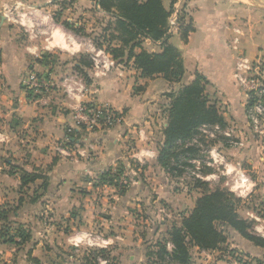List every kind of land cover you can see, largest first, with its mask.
I'll list each match as a JSON object with an SVG mask.
<instances>
[{"label":"crops","instance_id":"1","mask_svg":"<svg viewBox=\"0 0 264 264\" xmlns=\"http://www.w3.org/2000/svg\"><path fill=\"white\" fill-rule=\"evenodd\" d=\"M183 1L191 31L186 41L177 31L168 42L181 51L185 72L179 82H168L158 74L142 77L133 58L115 60L107 71L92 66L90 55L100 49L93 39L111 31H103L111 14L96 0H0V209L8 211L11 227L30 233L20 245L0 239V264H56V250L60 253L67 243L91 246L97 230L133 233V211L140 212L145 203L152 216L142 222L147 229L151 223L153 230L149 227L144 240L127 244L146 249L179 222L175 216L163 222L160 213L184 210L186 196H191L183 185L178 188L181 176H171L157 157L169 93L191 82L195 73L203 77L208 99L240 139L239 147L223 139L211 146L256 173L248 196H264V145L250 135L249 99L235 79L240 58L264 64V0ZM163 5L168 8L170 0ZM65 22L82 32L67 28ZM141 49L158 53L161 44L144 38L134 52ZM46 57L53 62L46 63ZM33 74L50 80L53 88L29 92L26 82ZM91 102L120 117L109 127L81 128L78 107ZM70 133L76 138H69ZM67 138L74 141L67 146L69 153H56V145ZM79 149L88 155H79ZM117 169L122 170L119 183L126 181L124 192L101 180L102 173ZM205 169L204 174L214 173ZM23 172L38 178L23 186ZM224 182L223 176L212 184L205 181L220 187ZM3 224L0 219V229ZM226 234L229 247L252 260L264 258L263 248L233 229ZM111 239L109 234L102 240L108 245Z\"/></svg>","mask_w":264,"mask_h":264},{"label":"trees","instance_id":"2","mask_svg":"<svg viewBox=\"0 0 264 264\" xmlns=\"http://www.w3.org/2000/svg\"><path fill=\"white\" fill-rule=\"evenodd\" d=\"M176 1L170 0V6L166 8L163 0H96L102 10L111 14L110 23L103 29L104 32L111 31L108 35H102L103 37H95L93 43L119 63H122L124 58H133V63L142 77L158 74L168 82H179L185 72L183 58L181 51L168 42L171 34L167 32L168 18ZM185 17L183 5L178 19V32L184 41L191 31L190 23ZM64 24L75 32H82L80 27L75 28L67 22ZM144 38L159 41L161 51L150 53L141 49L135 53L134 48L139 47ZM44 61L53 62L48 57ZM87 62V59L83 60L84 64ZM28 91L32 92L31 89ZM29 95L31 96V93ZM169 97L163 142L158 149L157 161L171 176H181L184 167L191 166L186 159L195 158L193 153L196 150L193 147L195 145L184 147L177 144V140L190 139L198 133V128L202 124H218L221 127H225L226 124L219 107L208 99L205 93V80L198 73H195V78L191 82L169 93ZM252 102L250 98L247 106ZM108 113L113 116L106 125H103L107 127L114 124L115 118L120 117V114L114 111H103L99 114L101 122ZM80 125L84 129L85 125ZM70 137L76 138L75 133H70ZM69 138L65 142L67 146L74 144ZM121 172V169H117L114 173H102L101 180L115 185L120 192H124L126 185L119 183ZM37 176L35 173L23 172L22 185L33 182ZM195 188L201 189V194L195 199L192 209L179 216V222L173 223L167 229L166 235L154 242L155 251L147 250L146 256L154 255L160 262L157 264H190L191 248L216 251L220 250L221 246H224L227 253L233 255L236 249L226 245V233L229 228L255 246L264 249V237L254 230L255 220L243 218L238 214L241 202L239 197L227 189H211L200 179L195 180ZM7 213L5 208L0 209V219L4 221L0 229V239L16 245L23 244L29 239L30 233L21 226L11 227L10 222H7ZM218 225L224 226L225 229H218ZM167 243L171 244V249L167 248Z\"/></svg>","mask_w":264,"mask_h":264},{"label":"built area","instance_id":"3","mask_svg":"<svg viewBox=\"0 0 264 264\" xmlns=\"http://www.w3.org/2000/svg\"><path fill=\"white\" fill-rule=\"evenodd\" d=\"M183 5L184 1H179L173 6V10L168 18L167 32L170 34L178 31V19ZM6 11L7 13H11V9H6ZM90 61L92 66L102 71H107L115 65V60L102 48L95 50V52L90 55ZM235 79L239 86L246 92L248 99L251 98L253 101L246 109V117L249 126L254 129V132L259 133L260 136H264V64L258 60L247 61L245 58H240L237 63ZM26 84H28L30 89L37 93L45 92L53 88V83H51L50 80L35 74L28 77ZM103 111L108 112L107 109H103L92 102L80 104L78 107V113L81 116V124H84L85 127L90 129L93 127L98 129L101 128L103 125H106L110 121V117L113 116V114L108 113L101 122L99 114ZM234 132V129L228 126L221 127L218 124H202L198 128V133L196 135L190 139H179L177 140V144L183 145L184 147L197 145L199 146L198 148L200 151L201 143L198 139L199 135L213 139H216L220 135L225 138L228 144H236L234 139H232ZM55 151L58 154H68L69 148L65 143L58 144L55 147ZM86 152L85 149L78 150V154L81 156L88 155ZM202 153H207L206 160L197 157L186 159L191 166L184 167L185 172L189 169L194 178L206 182H216L220 176H223L225 178V185L228 186L230 192H235L240 197H246L249 195L252 187V180L249 178L240 162H228L225 154L215 146L211 145L203 149ZM203 161H205L204 163L209 167H215L216 165L220 166V168H217L218 172L214 171L212 174H204V172H200L199 168L196 167V164L201 165L203 164ZM122 183L125 184L126 181L122 180ZM254 230L259 231L255 226ZM101 243L102 244H99L101 246L107 244L104 240H101ZM171 247V244L167 243V248L171 249ZM244 262L245 259L241 258V255H239L234 261L235 264H243Z\"/></svg>","mask_w":264,"mask_h":264},{"label":"rangeland","instance_id":"4","mask_svg":"<svg viewBox=\"0 0 264 264\" xmlns=\"http://www.w3.org/2000/svg\"><path fill=\"white\" fill-rule=\"evenodd\" d=\"M185 20L187 21L186 18ZM247 125H248V129L250 130V135L252 136L253 140L256 143L258 142L259 144L264 145V136H260L259 133L254 132V129H252L249 126V124ZM237 135L233 133L232 139H234L236 144H229V146L231 145L230 147H233V146L239 147L240 139L236 138L238 137ZM220 137L222 136L219 135L216 139H213V138H206L203 135H199L198 139L202 145L200 144L199 152H198L199 146L197 145L193 146L195 147V150H196L195 153H193V155L197 158L206 160L207 153H202V150L207 148L211 144L215 143L216 141H220L221 139L225 140L224 138H220ZM230 160H233V159H230ZM230 160L228 161L230 163L236 162V161H230ZM204 162L205 161H203V164L201 165L196 164V167L199 168L200 172L202 173L205 172L206 170L205 168H210L212 169V171L218 172L217 168H220V166L216 165L215 167H209ZM243 168L245 169L247 175L249 176L251 180L253 179V175L255 176L257 175L256 173H253L251 170H248L244 165H243ZM179 179L182 182V184L179 185L178 188L182 187V185L186 187L188 191L187 194H189V196L191 197L186 196V198H188V201H187V204H185L187 206L185 205L183 206L185 207L184 210H181L180 212H176V213L172 211H170V213L167 212V214H170V215H166L165 213H160L161 214L160 218L163 222L165 220L171 221L174 218L173 216H175L176 218H179V216L188 213L191 209L190 208L191 202L194 203L195 199L201 194V189L200 190L197 189L195 194H191L190 192V191L196 190L195 188L196 178H194L193 175H191V172L189 171V169H187L186 172L184 170V173L181 175ZM208 183L212 184L213 182L210 181ZM209 187L211 189L223 188V189L229 190L228 186L225 185V182H224V185L222 184L221 187L219 184H213V185H210ZM233 193L236 197H239L241 199V202L238 207V214L241 217L246 218V219H254L255 227L259 229V231L255 230V232L259 235L264 236V196L258 197V198L251 197V196L250 197L249 196L240 197L235 192ZM140 209H141L140 212L133 211V217L137 218V222L133 224V227H134L133 233L123 232L119 230L109 233V231L102 232V231L97 230L96 236L92 237V243H95V244H92L91 246H89L88 244H84V245H79V247H75L67 243L66 245H63L62 248H60V253L56 252L57 251L56 250L55 253L53 254V257L57 256V254L58 256H60V258L55 257V263L56 264H157V263H160L157 261L154 255L146 256V252L147 250L151 252L155 251L154 242L156 241V239H160L163 236H160L154 239L152 244H150L148 248L146 249L138 248L136 245H133V244H127V242H134L135 240L141 239L140 237H142V240H144V237L150 234L151 230H153L151 227V223L149 225V227L151 228L150 230L149 227L148 229L145 228L142 222V219L145 220L146 218H151L152 212L150 211V208L149 207L147 208V205L145 203L143 207L141 206ZM155 216H158V214L156 213ZM218 229L223 230L225 228L224 226L218 225ZM164 231L165 230H163L162 235H166ZM109 234H112L111 242L105 247L99 245V244H102L101 240L104 239L106 235H109ZM235 252L236 253L233 255L230 253H227L224 246H221L220 250L207 252L209 254L202 253V252L195 250L194 248H191L190 249V255H191L190 264H235L234 261L236 260V258L239 257V255H241V258L245 259V264H264V258L257 257L256 260H252V259H249L245 254L239 252V250L237 249ZM40 264H42V262ZM164 264H167V263H164Z\"/></svg>","mask_w":264,"mask_h":264},{"label":"water","instance_id":"5","mask_svg":"<svg viewBox=\"0 0 264 264\" xmlns=\"http://www.w3.org/2000/svg\"><path fill=\"white\" fill-rule=\"evenodd\" d=\"M3 21H4V16H0V25H2Z\"/></svg>","mask_w":264,"mask_h":264}]
</instances>
